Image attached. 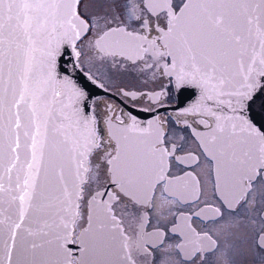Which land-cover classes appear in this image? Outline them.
<instances>
[{
    "label": "snow or ice",
    "instance_id": "obj_1",
    "mask_svg": "<svg viewBox=\"0 0 264 264\" xmlns=\"http://www.w3.org/2000/svg\"><path fill=\"white\" fill-rule=\"evenodd\" d=\"M0 264H264V0H0Z\"/></svg>",
    "mask_w": 264,
    "mask_h": 264
}]
</instances>
